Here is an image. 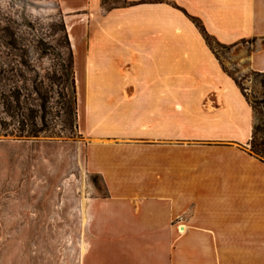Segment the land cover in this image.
I'll return each instance as SVG.
<instances>
[{"label":"crops","instance_id":"obj_1","mask_svg":"<svg viewBox=\"0 0 264 264\" xmlns=\"http://www.w3.org/2000/svg\"><path fill=\"white\" fill-rule=\"evenodd\" d=\"M58 1L78 128L107 193L93 203L80 264L250 256L234 247L264 239L248 230L261 222L264 183L245 181L264 178L263 165L240 149L253 110L191 16L220 45L252 40L248 66L264 73V0Z\"/></svg>","mask_w":264,"mask_h":264},{"label":"rangeland","instance_id":"obj_2","mask_svg":"<svg viewBox=\"0 0 264 264\" xmlns=\"http://www.w3.org/2000/svg\"><path fill=\"white\" fill-rule=\"evenodd\" d=\"M124 3L105 0L104 7ZM67 35L58 0H0V264H80L93 203L107 194L78 128ZM210 42L253 110L252 138L240 147L245 161L264 170V73L248 66L252 40ZM257 180L264 183L246 174V183ZM260 213L248 230L264 238ZM241 244L234 249L252 254L230 264H264V239Z\"/></svg>","mask_w":264,"mask_h":264},{"label":"trees","instance_id":"obj_3","mask_svg":"<svg viewBox=\"0 0 264 264\" xmlns=\"http://www.w3.org/2000/svg\"><path fill=\"white\" fill-rule=\"evenodd\" d=\"M105 3V0H103V4ZM111 8V7H110ZM106 9H108V8H106ZM191 19L194 21V23L198 26V28L200 29V31L202 32V34H203V36H204V38H205V40H206V42L208 43V45L210 46V47H212V45H211V42H210V39L212 38L209 34H208V32L206 31V29L204 28V26L201 24V22H200V20L198 19V18H196V17H193V16H191ZM213 39V38H212ZM67 40H68V43H69V39H68V35H67ZM214 40V39H213ZM70 46V45H69ZM212 49H213V47H212ZM70 54H71V65H72V67H73V56H72V49L70 48ZM233 77V76H232ZM234 78V77H233ZM234 80H235V78H234ZM236 81V80H235ZM73 82H74V85H73V88H74V91H73V93H74V102H75V106H76V102H77V99H76V83H75V74H74V70H73ZM236 83H237V81H236ZM238 84V83H237ZM238 86H239V84H238ZM240 87V86H239Z\"/></svg>","mask_w":264,"mask_h":264}]
</instances>
